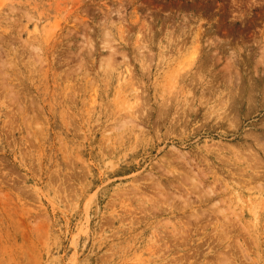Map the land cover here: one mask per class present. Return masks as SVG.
<instances>
[{
	"label": "rangeland",
	"instance_id": "1",
	"mask_svg": "<svg viewBox=\"0 0 264 264\" xmlns=\"http://www.w3.org/2000/svg\"><path fill=\"white\" fill-rule=\"evenodd\" d=\"M0 264H264V0H0Z\"/></svg>",
	"mask_w": 264,
	"mask_h": 264
},
{
	"label": "bare ground",
	"instance_id": "2",
	"mask_svg": "<svg viewBox=\"0 0 264 264\" xmlns=\"http://www.w3.org/2000/svg\"><path fill=\"white\" fill-rule=\"evenodd\" d=\"M199 55V50H195V52L193 53V58H196L197 56ZM253 89V88H252ZM249 90V89H248ZM233 92V91H232ZM236 92V91H235ZM245 92H246V90H245ZM232 94V93H231ZM245 94V93H244ZM251 93H250V91H249V94L248 95H250ZM241 95H243V94H241ZM254 97V96H253ZM233 98H234V96H233ZM248 98V97H247ZM236 99V98H235ZM249 100L251 101V98H249ZM237 106V105H236ZM234 110V109H233ZM231 113V112H230Z\"/></svg>",
	"mask_w": 264,
	"mask_h": 264
}]
</instances>
